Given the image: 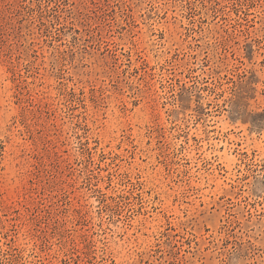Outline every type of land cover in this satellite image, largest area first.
<instances>
[{"label":"rangeland","instance_id":"374dc122","mask_svg":"<svg viewBox=\"0 0 264 264\" xmlns=\"http://www.w3.org/2000/svg\"><path fill=\"white\" fill-rule=\"evenodd\" d=\"M0 264H264V0H0Z\"/></svg>","mask_w":264,"mask_h":264}]
</instances>
